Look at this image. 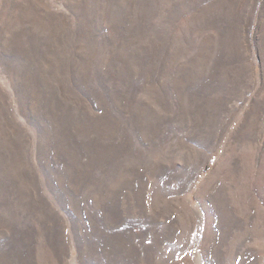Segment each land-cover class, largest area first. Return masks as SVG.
Returning <instances> with one entry per match:
<instances>
[{
    "label": "rangeland",
    "instance_id": "rangeland-1",
    "mask_svg": "<svg viewBox=\"0 0 264 264\" xmlns=\"http://www.w3.org/2000/svg\"><path fill=\"white\" fill-rule=\"evenodd\" d=\"M0 264H264V0H0Z\"/></svg>",
    "mask_w": 264,
    "mask_h": 264
},
{
    "label": "crops",
    "instance_id": "crops-1",
    "mask_svg": "<svg viewBox=\"0 0 264 264\" xmlns=\"http://www.w3.org/2000/svg\"><path fill=\"white\" fill-rule=\"evenodd\" d=\"M252 105H253V104H252ZM248 109H249V110H247L248 114H246V117H247V118L249 117L250 120H251V118H255V117H257V116H258V119L261 118L259 114L261 113L262 109H259V110H258L259 113H258V111H257V107H256V106H250ZM254 113H255V114H254ZM251 116H253V117H251ZM246 120H247V119H246ZM261 120H262V119H261Z\"/></svg>",
    "mask_w": 264,
    "mask_h": 264
}]
</instances>
